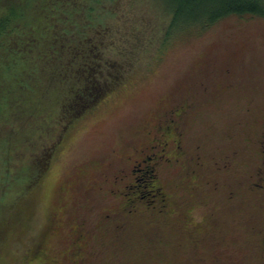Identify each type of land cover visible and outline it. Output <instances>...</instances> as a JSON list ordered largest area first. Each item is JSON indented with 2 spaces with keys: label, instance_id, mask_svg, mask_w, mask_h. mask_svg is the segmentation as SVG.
Instances as JSON below:
<instances>
[{
  "label": "rangeland",
  "instance_id": "1",
  "mask_svg": "<svg viewBox=\"0 0 264 264\" xmlns=\"http://www.w3.org/2000/svg\"><path fill=\"white\" fill-rule=\"evenodd\" d=\"M128 2L149 13L154 38L168 31L170 37L164 45L157 42L153 59L73 124L39 186L26 191L17 184L0 196V264H66L73 225L86 217L96 236L92 257L105 264H264V170L256 150L261 117L251 137L243 135L257 112L247 111L250 100L264 109V18L230 16L174 31L161 0ZM228 85L239 89L211 98ZM183 99L202 104L187 137L188 145L204 142L205 151L194 152L205 163L194 175L201 174L195 184L200 188L192 194L174 173L178 189L170 193L178 206L157 218L146 166L133 172L123 157L147 142L164 101ZM97 172L108 175L100 179L110 182L103 190L92 177ZM105 189L114 194L108 198ZM122 206L128 229L120 237L116 226L123 221L112 215L110 224L104 218ZM187 207L190 213L203 210L204 222L193 224L190 214L186 222L181 212ZM42 240L48 254L39 261Z\"/></svg>",
  "mask_w": 264,
  "mask_h": 264
},
{
  "label": "trees",
  "instance_id": "2",
  "mask_svg": "<svg viewBox=\"0 0 264 264\" xmlns=\"http://www.w3.org/2000/svg\"><path fill=\"white\" fill-rule=\"evenodd\" d=\"M161 1L174 31L264 18V0ZM147 14L128 0H0V196L39 186L73 124L166 44Z\"/></svg>",
  "mask_w": 264,
  "mask_h": 264
},
{
  "label": "flooded vegetation",
  "instance_id": "3",
  "mask_svg": "<svg viewBox=\"0 0 264 264\" xmlns=\"http://www.w3.org/2000/svg\"><path fill=\"white\" fill-rule=\"evenodd\" d=\"M237 86L238 85H228L216 89L211 98L219 96L226 90L234 91L239 89ZM248 106L251 107L247 109L248 112H251L252 109L254 110L255 107L257 112L255 116L251 117L253 124L250 128V131L248 132L249 129L244 130L246 134H242L251 137L255 122H258V116L261 117V119H259L260 133L256 132V134L259 136V144L256 146V150L261 161L259 170L262 172L264 170V109L259 111L258 105L252 100H250ZM200 109H202V104L199 102L194 104L189 103L186 99L180 100L178 104H170L164 101L163 106L157 115L156 123H154L151 129L148 131L149 138H147V142L135 149L133 154L130 153L127 155V157H123L126 158L127 162L130 161V168L133 170V172L137 171V167H139L138 171H141L142 166H146L147 173L151 175V182H149L150 190L147 191V194L151 197L150 201L157 203L158 205L155 207V209H158L156 210L157 218L160 216L168 217L170 214H173L176 211L178 206L173 200L172 194L170 193V191L178 189V187H176L177 185H173L172 175L174 173L179 175L181 178L183 177L181 183L182 186L192 194L196 193L200 188V186H196L195 184L197 182L196 179L201 177V174L198 173L196 176L194 175L198 172V168L204 167L205 163L203 158L201 156L196 157L194 152L203 151L204 142L200 144H187L188 135L196 127L197 118L201 112ZM164 118L166 119L165 121ZM254 140L256 142L257 139ZM188 149H191L189 153L187 152ZM215 163H217V161H215ZM245 165L246 167L250 166L249 163H246ZM189 169H191V172ZM174 170L178 171V173L173 172ZM201 172L203 171L201 170ZM81 173H83V171ZM118 173L124 174V169L121 168ZM257 174V172L254 173L252 175V179ZM103 176L108 177L107 173L103 172H97L92 177L95 179L94 182H97L98 180L102 179ZM119 178H122V176ZM107 179L108 178H106V180L98 181V188L100 190H103V184L110 183ZM261 180L264 182V176L261 177ZM261 188L264 189V184L261 185ZM105 192L107 193L108 198L109 194H114V191L111 189H105ZM143 196L141 195L139 198H143ZM200 203L201 201H199V205ZM124 208L125 207L122 206L119 208L118 212L108 214L106 216L107 218H104L105 222H107L106 219H109L110 224H113L111 221L112 215H115V218L119 219L118 221H123L121 226H116V228H118L116 233H118L117 235H120V237L125 234L124 230L128 229L127 226L123 225L126 223L123 219L124 217L120 215L121 213L125 212L123 210ZM181 213L184 214V217H186L185 221L187 222L189 219L190 207L185 208V210H183ZM88 220L89 219L87 217L81 218L80 222H76L73 225L71 245L68 247V251L66 253L68 261L66 264H105L103 261H94V258L92 257L93 253L90 248L96 236H94L91 230H89L87 227ZM105 222L102 220L99 222L101 228H104ZM151 227L158 228L156 225ZM158 243L159 242L157 241V244ZM261 243L264 245V236L262 237ZM44 249H46V242L42 240L35 255V258H37L36 260L40 261L42 260L43 256H47L48 253L44 251ZM51 264L58 263L52 260Z\"/></svg>",
  "mask_w": 264,
  "mask_h": 264
},
{
  "label": "clouds",
  "instance_id": "4",
  "mask_svg": "<svg viewBox=\"0 0 264 264\" xmlns=\"http://www.w3.org/2000/svg\"><path fill=\"white\" fill-rule=\"evenodd\" d=\"M190 220L193 224H200L204 222L203 210H196L194 213H190Z\"/></svg>",
  "mask_w": 264,
  "mask_h": 264
}]
</instances>
